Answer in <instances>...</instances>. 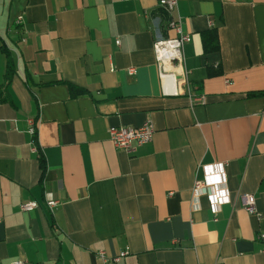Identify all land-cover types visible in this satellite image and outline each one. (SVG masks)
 I'll list each match as a JSON object with an SVG mask.
<instances>
[{
	"label": "crops",
	"instance_id": "obj_1",
	"mask_svg": "<svg viewBox=\"0 0 264 264\" xmlns=\"http://www.w3.org/2000/svg\"><path fill=\"white\" fill-rule=\"evenodd\" d=\"M178 17L189 90L167 93L154 42ZM211 28L219 49L203 53ZM258 91L264 0H177L170 15L159 0H0V264H264ZM148 120L133 152L109 140ZM216 162L230 203L193 211L199 167Z\"/></svg>",
	"mask_w": 264,
	"mask_h": 264
},
{
	"label": "built area",
	"instance_id": "obj_2",
	"mask_svg": "<svg viewBox=\"0 0 264 264\" xmlns=\"http://www.w3.org/2000/svg\"><path fill=\"white\" fill-rule=\"evenodd\" d=\"M134 1V0H126ZM160 6L167 14H172L177 11V0H159ZM16 23H21V17L16 20ZM168 26L171 27L176 37L172 39L158 38L154 42L155 57L158 63V71L160 78L164 81L165 91L167 93H176L183 87L189 90L186 73L182 69V46L190 41V36L184 33L181 29L179 17L177 19H169ZM119 41H117V44ZM130 73H134V69H129ZM176 73L178 76H176ZM197 100V99H196ZM29 126V133L36 134L34 120L27 119ZM155 133L154 126L151 121H145L138 127H109V140L119 150L125 152H133L136 147H139L152 140ZM225 166L226 163L216 162L208 165H201L199 170L202 173L201 178L194 180L192 186V210L200 209L199 201L201 197H206L211 213L216 216L222 205L230 203L229 192L225 184ZM169 194H172L170 192ZM57 200L51 197L45 199L46 206L51 210L56 204ZM38 203L36 201H29L20 205L22 211H31L36 208ZM244 209L250 213L257 215L255 208V198L248 195L243 199ZM258 216V215H257ZM257 238L264 244V232L259 233ZM127 254L126 251L112 258L114 262H118L121 257ZM98 256L105 260L103 251L98 252ZM10 264H22L20 261H14Z\"/></svg>",
	"mask_w": 264,
	"mask_h": 264
},
{
	"label": "trees",
	"instance_id": "obj_3",
	"mask_svg": "<svg viewBox=\"0 0 264 264\" xmlns=\"http://www.w3.org/2000/svg\"><path fill=\"white\" fill-rule=\"evenodd\" d=\"M218 49H219V42H218L217 29L211 28L210 30L202 34V50L203 53H208V52L218 51ZM76 92L77 91H75V93ZM261 95H264V91L251 92L248 93L246 96L256 97Z\"/></svg>",
	"mask_w": 264,
	"mask_h": 264
},
{
	"label": "rangeland",
	"instance_id": "obj_4",
	"mask_svg": "<svg viewBox=\"0 0 264 264\" xmlns=\"http://www.w3.org/2000/svg\"><path fill=\"white\" fill-rule=\"evenodd\" d=\"M184 46V45H183ZM183 46H182V48H183ZM181 51H182V49H181Z\"/></svg>",
	"mask_w": 264,
	"mask_h": 264
}]
</instances>
